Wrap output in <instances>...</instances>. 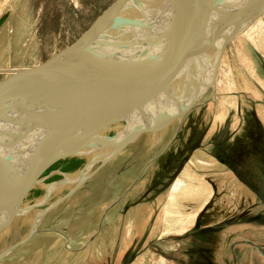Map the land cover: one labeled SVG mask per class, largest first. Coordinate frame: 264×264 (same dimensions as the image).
<instances>
[{"label": "water", "instance_id": "1", "mask_svg": "<svg viewBox=\"0 0 264 264\" xmlns=\"http://www.w3.org/2000/svg\"><path fill=\"white\" fill-rule=\"evenodd\" d=\"M263 15L264 0H113L56 60L0 69L16 75L0 89V217L28 213L22 199L54 162L102 144L114 148L106 162L185 116L214 89L227 45ZM118 122L135 128L102 134Z\"/></svg>", "mask_w": 264, "mask_h": 264}, {"label": "rangeland", "instance_id": "2", "mask_svg": "<svg viewBox=\"0 0 264 264\" xmlns=\"http://www.w3.org/2000/svg\"><path fill=\"white\" fill-rule=\"evenodd\" d=\"M112 1L0 0V69L56 60ZM245 36L251 38L252 29L241 38ZM236 43L240 42L229 43L223 54L233 56L232 47ZM232 59L231 84L241 82L238 76L241 70ZM227 68L219 70L214 89L207 91L190 113L177 117L162 129L142 133L108 161L102 162L100 159L107 156H99L97 149H92L58 160L39 173V181L21 201V206L28 207V213L19 212L1 220L9 221L10 226L6 237L9 242L5 239L0 243V254L20 243L0 257V264H214L205 258L202 246H194V235L202 240L198 236L201 233L178 235L176 229H165L169 223L164 224L163 205L153 206L149 216L141 211L143 218H149L148 223L131 220V214L138 211L139 215L142 209L139 204L131 205L137 199L131 196V190L139 185L150 187L143 198H163L183 185L177 176L194 153L218 151V145L221 149L242 151L243 142L237 140L241 137L252 140L255 130L250 100L240 101L238 95L226 96L220 91L226 83H220L219 74ZM15 76L0 73V89ZM225 101L232 107L243 102L246 109L230 110ZM228 122L236 128L227 135ZM129 126L127 122H118L102 134L118 139L135 128ZM193 128L197 138L202 135L199 145L195 150L191 147L184 164H175L172 155L189 144ZM230 138L232 142L228 141ZM244 144L250 147L245 165L256 167L258 162L264 165L263 158H253L257 156L253 144ZM199 165L198 171L202 173V163ZM240 174L246 180L253 176ZM184 186H189L187 180ZM137 200L145 202L141 196ZM45 208L49 209L36 216Z\"/></svg>", "mask_w": 264, "mask_h": 264}, {"label": "crops", "instance_id": "3", "mask_svg": "<svg viewBox=\"0 0 264 264\" xmlns=\"http://www.w3.org/2000/svg\"><path fill=\"white\" fill-rule=\"evenodd\" d=\"M249 29H252L251 38L249 36L241 38ZM236 40L240 43L232 47L234 55H222L218 73L222 67L228 66L225 72L222 71V74H219L220 83H226L225 88L220 90L221 93L226 96L238 95L240 101L247 99L252 104L251 113L255 134L251 136L252 140L246 137L237 140L238 143L243 142L241 148L243 149L242 158L245 159L244 165L241 166L238 160L240 157L237 152L241 151L237 150H234V155L233 151L229 150H211L204 152L203 155L194 153L188 159L187 166L182 168L183 170L177 176V179L183 183L179 189L172 190L163 198H143L142 196L148 193L150 187L147 189L139 185L131 190V196H136L137 199L141 196L142 200L145 199V202L136 199V202L131 204L142 206L141 214L137 215L138 211L133 212L131 220L148 223L149 218H143L144 212L147 215L153 206L163 205L165 207L164 224L169 223L165 229H176L178 231L175 234L178 235L185 232L201 233L198 236H202V240L195 238L194 235L196 241L194 246H202L205 258L211 263L264 264V165L260 166L258 161L256 167L245 165L250 147L244 144L246 142L253 144L257 153V156L253 157L255 160L264 159V15L254 21L231 43L233 44ZM245 51L251 52L247 54ZM233 57L241 70V74L238 75L241 82L232 81L231 84L234 78V75H231ZM233 86L234 90L231 89ZM238 96L235 98L236 101ZM225 105L229 109H238V112L246 106L241 102L236 104V107H232L228 106L226 101ZM225 125L227 135L236 128L232 127L230 122ZM216 126L214 125V131L218 129ZM222 138L223 136L220 140ZM228 141L232 142V138ZM232 159L235 161V166L230 164ZM200 163L204 169L202 173L198 171L201 168ZM241 172L253 176L246 180L247 178L241 176ZM186 180L189 185L187 188L184 186ZM150 181L151 179L146 184ZM202 209L204 210L201 226L198 230L192 231L196 216ZM176 211L179 213H175ZM217 238L219 241H216Z\"/></svg>", "mask_w": 264, "mask_h": 264}, {"label": "flooded vegetation", "instance_id": "4", "mask_svg": "<svg viewBox=\"0 0 264 264\" xmlns=\"http://www.w3.org/2000/svg\"><path fill=\"white\" fill-rule=\"evenodd\" d=\"M188 113H190V112H188ZM202 137V135H200V136H198V138H197V134L195 133V131H194V128H193V130L191 131V139H190V142H189V144L186 146V147H184V149H182V150H180V151H178V152H175L173 155H172V159L175 161V164L176 163H178V165L180 164V165H182V164H184L186 161H187V159H188V156L190 155V152H189V150L191 149V147H194V149L193 150H195L196 149V147H198V143H199V140H200V138ZM217 149L219 150H222V151H224V150H226V148L225 149H221V146H217ZM192 150V151H193ZM237 150V149H236ZM231 151H233L232 153H233V155H234V150H231ZM237 151H240V150H237ZM236 151V152H237ZM238 153V155H239V161H240V163H241V166H243L244 165V161H245V159L244 158H242V153H243V151H241V152H237ZM233 155H231V156H233ZM233 160V159H232ZM230 161V164L232 165V166H235L234 165V163H235V161L233 160V161Z\"/></svg>", "mask_w": 264, "mask_h": 264}, {"label": "bare ground", "instance_id": "5", "mask_svg": "<svg viewBox=\"0 0 264 264\" xmlns=\"http://www.w3.org/2000/svg\"><path fill=\"white\" fill-rule=\"evenodd\" d=\"M162 129V128H161ZM91 149H93V151L95 149H97V153L99 156L101 155H106L108 156V154L111 153V151L114 149L112 146H108V145H104L102 144V146H97L96 148L95 147H92ZM25 155V152H21L19 153L18 155H15V159L13 161V164L17 165V167H19V165L21 164V161H22V158L24 157ZM97 156V155H96ZM63 186V185H62ZM3 216V215H2ZM5 217H0V221L3 220ZM9 226H10V223L9 221L7 222H0V243H2L5 239L7 240V232H8V229H9ZM10 231V230H9ZM9 242V240L6 241V243Z\"/></svg>", "mask_w": 264, "mask_h": 264}]
</instances>
